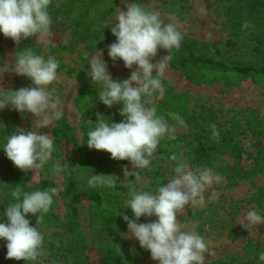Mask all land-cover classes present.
Listing matches in <instances>:
<instances>
[{"label":"clouds","instance_id":"clouds-1","mask_svg":"<svg viewBox=\"0 0 264 264\" xmlns=\"http://www.w3.org/2000/svg\"><path fill=\"white\" fill-rule=\"evenodd\" d=\"M52 0H0V33L10 38L16 45L30 37L38 39L51 34L52 19L49 7ZM126 11L118 9L112 19L110 31L116 38L107 46L110 59L123 61L124 67L131 70L130 77L114 81L103 59V49L89 58L88 74L98 91L100 103L108 108L121 105L119 114L122 120L117 123L97 113L95 127L87 132V147L110 154L117 161L127 160L133 171L123 167L124 181L131 184L139 179V172L147 169L163 141H174L178 127H186V121L175 112L158 114L154 105L157 92L163 94L162 78L172 59L173 50L181 47L183 34L172 22H165L161 13L145 4H126ZM254 27L248 22L243 29ZM159 49L167 55L154 63ZM12 70L18 76H26L34 87H22L15 91H4L0 96V110L8 105L21 114L31 113L34 117L31 130L18 132L6 137L3 151L13 165L24 173L43 169L51 160L54 141L49 134H40V129L51 126L62 115L53 85L58 76L59 64L49 56L45 58L25 48L15 57ZM136 68L133 70V66ZM155 71V75L153 72ZM91 122V121H90ZM211 136L217 142L220 133L211 126ZM175 161L173 174L153 191L133 190L122 208L131 209L134 218L120 212L127 224L126 238H135L141 248L150 252V257L159 264H206L205 253L216 257L214 247L194 231L185 230L179 223L178 215L186 213V206L197 207L205 204V192L214 184L222 182V177L211 169L193 170L183 153L169 158ZM67 165L55 163L50 171L53 178L60 177ZM134 176V181L128 178ZM118 178L114 175L94 174L88 179L91 189L114 190ZM60 188L51 186L43 190L24 191L17 184L11 192L14 202L8 203L0 223V239L6 241V259L35 262L45 253L44 237L36 225L42 223L49 213L54 197L59 196ZM36 216V225L31 226L28 215ZM155 216L149 223H138L141 217ZM241 226L252 230L264 224V215L255 209L243 214ZM135 249L133 248L132 251ZM264 261V253L259 257Z\"/></svg>","mask_w":264,"mask_h":264},{"label":"trees","instance_id":"trees-1","mask_svg":"<svg viewBox=\"0 0 264 264\" xmlns=\"http://www.w3.org/2000/svg\"><path fill=\"white\" fill-rule=\"evenodd\" d=\"M185 1L157 0L167 12L183 10ZM91 2L92 0H52L48 11L52 21L54 15H61L60 23L67 22L74 30V25L79 22L80 16L86 10L92 13L93 18L101 12L102 7L94 9ZM205 2L208 7L211 5L218 7L223 17V25L227 28V35L219 42L203 41L183 35L181 47L178 51L173 50L168 68L190 83H218L230 87L248 79L264 90V0H205ZM70 11L73 12L70 17L79 20L69 21L71 18L67 13ZM245 22L254 27L243 29L242 25ZM25 48H32L36 55L41 53L40 45L29 39L12 46L9 52L16 57ZM162 84L163 94L157 106L158 114H164L168 122L173 123L166 114L178 113L186 121L187 126L182 128L183 133H176L174 141L161 143L151 160V165L156 167L157 162L171 161L169 159L171 155L179 156L183 153L189 165L216 168L227 177L230 184L255 176L264 177L263 117L254 111L238 110L228 112L227 118L220 121L211 107L202 103L198 104L196 109L188 107L185 95L175 93L165 82ZM97 94L98 92L88 88L84 83L75 98L83 125L80 141L63 115L50 129L54 148L58 152V163L68 166L61 174L63 221L59 227L64 235V243L59 261L63 264H136L137 259L144 253L132 251L135 246H132V249L127 248L125 243L112 239L117 233L127 229L126 222L122 215H117L118 212L134 218L131 209L122 208L130 199L129 193L135 190L134 176L128 178L129 181H134L133 183H125L122 187L125 160H113L109 153L89 149L86 143L87 132L93 129L92 123H86L87 117L90 115L91 119L97 120L96 114L99 113L119 123L122 120L119 114L122 106H116L115 111L118 113L116 116L115 112L101 110L93 112L92 105L100 104ZM212 125H215L220 133L218 142L211 136ZM223 157L230 158L231 163L226 164L221 159ZM50 169L51 167L46 165L40 170L39 184L25 185L26 173L13 167L11 182H15L14 189L17 184L28 192L53 186ZM94 174L116 176L118 178L116 189L89 188L88 179ZM154 174L156 175L154 183L161 185L157 169L154 170ZM80 193L87 199V234L80 231L78 225L76 198ZM258 194L264 197V185ZM11 202H14L13 197ZM258 209L264 210V200ZM26 218L30 220L31 226L36 225V216L30 214ZM155 220L154 216L151 222ZM57 223L58 219L52 213L51 207L49 213L44 215L42 223L36 227L38 230L50 228ZM245 249L249 257L244 260L227 255L217 260L206 261V264H264V261L259 259L264 253V247L249 241Z\"/></svg>","mask_w":264,"mask_h":264},{"label":"rangeland","instance_id":"rangeland-1","mask_svg":"<svg viewBox=\"0 0 264 264\" xmlns=\"http://www.w3.org/2000/svg\"><path fill=\"white\" fill-rule=\"evenodd\" d=\"M133 2L145 4L149 10L157 9L165 22L174 23L177 29L187 37L219 42L227 35V28L223 25V17L218 7L214 5L208 7L205 0H186L185 8L177 12H167L158 4L157 0H92L91 3L94 9L98 6L102 7L101 12L94 18L91 17L92 13L88 10L80 16V20L70 17L72 11L67 13L71 18L69 21L79 20L73 27L75 31L68 26L67 22L60 23L61 15H54L51 34L40 39L30 37L29 40L40 45L41 56L45 58L51 56L59 64L58 78L50 87L57 99L59 109L62 110L63 116L74 129L79 141L82 137L83 125H81L75 98L84 83L96 92L102 87V85L95 86L88 74L90 56L98 54L97 51L103 49V59L108 65V71L113 80L130 77L131 70L124 67L123 61H117L114 64L110 59L107 46L116 40L110 31L111 22H116L112 19L117 15L118 9L126 11V4ZM14 45L16 44L10 38H6L0 33V89L4 91L34 87L26 76H18L12 71L15 67V57L9 52V49ZM162 56H165V50L159 49L153 62L155 63ZM135 68L134 65L133 70ZM153 75H155V71ZM162 82H165L175 93L185 95L188 107L196 109L200 103L211 107L220 121L227 118L228 112L238 110L254 111L258 116L264 118V90L248 79L230 87H224L218 83L196 84L187 82L178 73L167 67ZM2 90H0V96L5 95ZM161 98L162 95L157 92L154 97L156 108L160 104ZM116 106L108 108L100 103L92 105V110L93 112L99 110L109 113L115 112L116 116L118 114L115 111ZM33 120L34 117L31 113H26L22 117L20 113L12 109L11 105L0 110V223L6 222L7 218L3 216V212L8 203H11V192L15 183L11 182V170L15 166L6 157L3 145L6 143V137L18 132L19 129L31 130ZM95 122L96 120L91 119L90 115L87 117L86 123H92L93 128ZM53 125L54 123L47 128L40 129V134L50 135V129ZM183 132L182 128H178L177 133ZM57 155L58 152L54 148L52 160L47 166L52 167L53 164L58 163ZM221 159L226 164L231 163L230 158L223 157ZM175 164V161L157 162L156 167L150 164L147 169L139 172V179L135 181V190L154 192L160 186L154 183L156 179L154 170L157 169L159 172L162 184L167 183V179L173 174L172 170ZM125 166L128 167L129 171H133L129 161L125 160ZM189 166L193 170L208 168L198 165ZM208 169H211L214 174L220 175L222 182L214 183L208 191L206 190L203 206H186V213L178 215L177 219L185 230L196 232L217 251L216 257H210L205 253V261L217 260L227 255H233L244 260L249 257L245 249L247 242L258 243L264 247V224L254 226L252 230H247L240 223L243 214L249 210L255 209L261 215H264V210L258 209L264 200V197H260L258 194L263 188L264 177L255 176L249 180L230 184L227 177L221 174L218 169ZM26 175L25 185L40 183V171L36 175L34 171L28 172ZM51 182L53 186L59 187L61 192V176L53 178L51 174ZM76 202L79 230L87 234V199L80 193L77 195ZM52 213L58 219L56 226L39 229L44 237L43 250L45 254L42 257H39L35 262L6 259V241L0 239V264H63L59 261L64 243V235L59 227L63 221L60 194L54 197ZM153 219L154 216L141 217L138 223H149ZM127 231L128 228L124 232L117 233L112 239L125 243L127 248L132 249V246H135V251L139 254L144 253L137 259L136 264H159L158 261L151 259L150 252L141 248L135 238H126Z\"/></svg>","mask_w":264,"mask_h":264}]
</instances>
